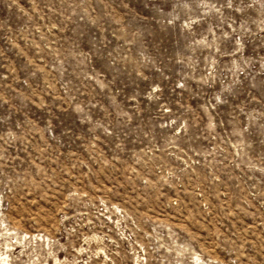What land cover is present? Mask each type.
Listing matches in <instances>:
<instances>
[{
  "label": "rangeland",
  "instance_id": "obj_1",
  "mask_svg": "<svg viewBox=\"0 0 264 264\" xmlns=\"http://www.w3.org/2000/svg\"><path fill=\"white\" fill-rule=\"evenodd\" d=\"M0 249L264 264V0H0Z\"/></svg>",
  "mask_w": 264,
  "mask_h": 264
},
{
  "label": "bare ground",
  "instance_id": "obj_2",
  "mask_svg": "<svg viewBox=\"0 0 264 264\" xmlns=\"http://www.w3.org/2000/svg\"><path fill=\"white\" fill-rule=\"evenodd\" d=\"M6 251H7V249L5 251H3V250L0 249V264H2V260H4V261L7 262V259H6Z\"/></svg>",
  "mask_w": 264,
  "mask_h": 264
}]
</instances>
